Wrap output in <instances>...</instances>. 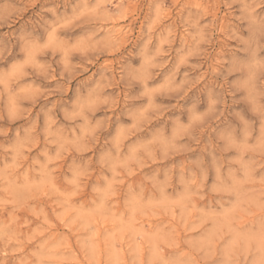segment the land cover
Returning <instances> with one entry per match:
<instances>
[{"label": "rangeland", "instance_id": "374dc122", "mask_svg": "<svg viewBox=\"0 0 264 264\" xmlns=\"http://www.w3.org/2000/svg\"><path fill=\"white\" fill-rule=\"evenodd\" d=\"M0 264H264V0H0Z\"/></svg>", "mask_w": 264, "mask_h": 264}, {"label": "bare ground", "instance_id": "6f19581e", "mask_svg": "<svg viewBox=\"0 0 264 264\" xmlns=\"http://www.w3.org/2000/svg\"><path fill=\"white\" fill-rule=\"evenodd\" d=\"M197 9V8H196ZM114 28V27H113ZM109 37V36H108ZM119 41V40H118Z\"/></svg>", "mask_w": 264, "mask_h": 264}]
</instances>
